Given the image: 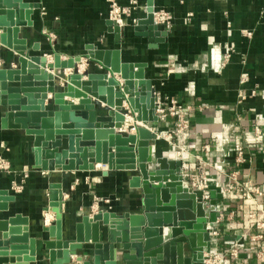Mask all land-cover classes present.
<instances>
[{
	"label": "crops",
	"instance_id": "0c3cea01",
	"mask_svg": "<svg viewBox=\"0 0 264 264\" xmlns=\"http://www.w3.org/2000/svg\"><path fill=\"white\" fill-rule=\"evenodd\" d=\"M24 1L40 3L33 26L20 32L28 46L36 48L33 53L82 56L80 71L99 70L85 46L120 47L123 61L146 63L157 102L167 96L189 106V127L183 134L169 140L164 136L174 129L173 116L150 124L157 133L154 153L181 159L187 181L197 175L220 187L210 256L219 254L218 264H264V227L256 225L264 221V0H154L155 11L165 9L171 15L169 28L160 25L167 35L156 47L149 46L147 37L134 35L132 28L134 20L145 16L146 0ZM111 1L129 10L119 22L124 29L119 44L106 23ZM8 55L13 52L0 45V65L7 63ZM134 122L132 118L128 125ZM235 144L242 146L241 161ZM31 146L32 136L0 127V158L10 164L9 171L0 170V189L15 197L0 218L18 213L29 220L30 233L37 237L35 260L29 264H49L41 242L47 234L40 228L41 222L53 219L44 209L50 182L62 183L66 231L89 208L140 210V191L128 184L135 172L103 175L105 166L95 164L93 171L48 173L34 167ZM232 174L240 185L226 192ZM252 187L262 194L255 195Z\"/></svg>",
	"mask_w": 264,
	"mask_h": 264
},
{
	"label": "water",
	"instance_id": "95a60500",
	"mask_svg": "<svg viewBox=\"0 0 264 264\" xmlns=\"http://www.w3.org/2000/svg\"><path fill=\"white\" fill-rule=\"evenodd\" d=\"M39 2L0 0V45L13 52L0 65L1 129L22 130L32 136L35 168L44 172H135L128 179L139 189V211L116 213L99 207L81 215L71 231L63 227L61 182L48 185L53 214L41 222L49 264H197L211 252V228L217 221L220 187H192L182 174L179 158L157 156L151 129L158 121L155 88L145 62L123 61L120 47L85 46L99 70L80 71L82 56L62 58L57 52L33 53L36 48L20 36L32 27ZM154 0H146L144 17L132 25L134 35L147 37L150 47L164 41L167 31L154 18ZM114 42L123 28L106 21ZM48 56H51L49 59ZM68 70V72L66 71ZM75 100V101H74ZM127 116L137 122L127 131ZM15 199L0 189V214ZM45 221V219H44ZM43 221V222H44ZM37 237L21 214L0 218V264H29L35 260Z\"/></svg>",
	"mask_w": 264,
	"mask_h": 264
},
{
	"label": "built area",
	"instance_id": "2783aa9c",
	"mask_svg": "<svg viewBox=\"0 0 264 264\" xmlns=\"http://www.w3.org/2000/svg\"><path fill=\"white\" fill-rule=\"evenodd\" d=\"M128 12H129L128 8H122L119 5H117L115 1H111L110 13H109V17L111 19H115L118 22H120L122 21L123 15H126ZM154 18H155L156 23H158L159 25L165 28L170 27L171 15L165 9H160V10L155 11ZM246 33L249 34V32H246ZM188 110H189L188 105L184 106L183 104L179 103L173 97L165 96L162 101L155 102V112L158 115V120H165L167 116H173L175 118L173 131L167 132L164 134L166 139L168 140L171 139L173 135L178 136L180 134H183L185 130L188 129L189 127V119L187 115ZM130 130L131 131L135 130V126L133 123H132V127L130 128ZM256 130L258 131L259 129L256 128ZM235 150L238 155L237 160L241 161L242 160L241 156L243 152L242 146L239 144H235ZM8 168H9L8 162L0 158V170H7ZM231 179L232 180L229 181L225 187L226 192L233 191V189H235L236 187H239L240 185L238 179L235 176H233V174H232ZM190 184L192 187H196V188H205L208 185L205 178H200V177L198 178L197 175L196 176L193 175L191 177ZM15 188H19V186L15 185ZM251 191H253L255 195L262 194V190L257 187H252ZM256 225L258 228H263L264 221L257 220ZM259 237L261 236L259 235ZM231 253L233 255H236L237 254L236 249H233ZM220 258L221 256L219 254H215L214 256H210L209 254L205 262L207 261L208 264H218V261Z\"/></svg>",
	"mask_w": 264,
	"mask_h": 264
},
{
	"label": "rangeland",
	"instance_id": "374dc122",
	"mask_svg": "<svg viewBox=\"0 0 264 264\" xmlns=\"http://www.w3.org/2000/svg\"><path fill=\"white\" fill-rule=\"evenodd\" d=\"M83 58H84V57H83ZM85 59H86V57H85ZM81 65H82V64H80L79 69H82V68H80ZM82 66H83V65H82ZM85 68H86V67H85ZM85 68H84V69H85ZM130 121H132V120H129V122H130ZM133 124H134L135 127L137 126V124H136L135 122H134ZM131 127H132V124L129 125V127H127V131H130V128H131ZM1 159H2V158H1ZM8 169L10 170V164H9V168H8ZM8 169L5 170V171H9Z\"/></svg>",
	"mask_w": 264,
	"mask_h": 264
},
{
	"label": "bare ground",
	"instance_id": "6f19581e",
	"mask_svg": "<svg viewBox=\"0 0 264 264\" xmlns=\"http://www.w3.org/2000/svg\"><path fill=\"white\" fill-rule=\"evenodd\" d=\"M129 120H132V117L131 116H127V118H126V123H125V125L122 127V129L126 126V125H128V122H129ZM135 120V119H134ZM131 122V121H130ZM139 125H142V123L141 122H137Z\"/></svg>",
	"mask_w": 264,
	"mask_h": 264
}]
</instances>
